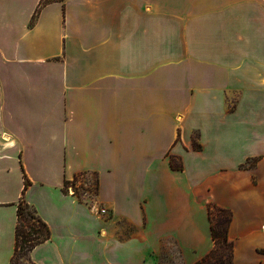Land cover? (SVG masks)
Instances as JSON below:
<instances>
[{"label": "crops", "instance_id": "crops-1", "mask_svg": "<svg viewBox=\"0 0 264 264\" xmlns=\"http://www.w3.org/2000/svg\"><path fill=\"white\" fill-rule=\"evenodd\" d=\"M22 196L24 264H194L209 204L264 264V0H0V264Z\"/></svg>", "mask_w": 264, "mask_h": 264}, {"label": "trees", "instance_id": "trees-1", "mask_svg": "<svg viewBox=\"0 0 264 264\" xmlns=\"http://www.w3.org/2000/svg\"><path fill=\"white\" fill-rule=\"evenodd\" d=\"M33 21L32 19V23ZM171 165L177 169L173 161H171ZM27 184L28 182L25 180V188ZM65 188L67 190V186ZM74 193L77 194L75 190ZM208 219L213 247L201 260L194 264H233V243L228 236V229L232 221L231 213L215 204H209ZM49 237L50 231L47 225L22 196L17 203L15 250L10 264H18L21 259L28 256L35 246L48 240Z\"/></svg>", "mask_w": 264, "mask_h": 264}, {"label": "built area", "instance_id": "built-area-1", "mask_svg": "<svg viewBox=\"0 0 264 264\" xmlns=\"http://www.w3.org/2000/svg\"><path fill=\"white\" fill-rule=\"evenodd\" d=\"M67 190H68V192H73L74 191L73 188H70V187ZM100 213L104 214L105 213V210L102 209L100 211Z\"/></svg>", "mask_w": 264, "mask_h": 264}, {"label": "rangeland", "instance_id": "rangeland-1", "mask_svg": "<svg viewBox=\"0 0 264 264\" xmlns=\"http://www.w3.org/2000/svg\"><path fill=\"white\" fill-rule=\"evenodd\" d=\"M49 1H52V0H45V2H49ZM18 264H24L21 260Z\"/></svg>", "mask_w": 264, "mask_h": 264}]
</instances>
